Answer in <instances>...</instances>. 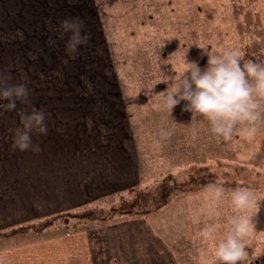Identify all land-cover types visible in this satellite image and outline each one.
<instances>
[{"label":"rangeland","instance_id":"374dc122","mask_svg":"<svg viewBox=\"0 0 264 264\" xmlns=\"http://www.w3.org/2000/svg\"><path fill=\"white\" fill-rule=\"evenodd\" d=\"M20 1L24 2L19 4V12L11 9L5 14L0 9V87L23 82L28 92L16 100L15 108L0 106L1 157L10 147L18 150L13 146V130L21 124L20 114L33 106L45 113V133L62 134L65 125L75 124L69 119H79L61 115H82L80 119L88 121L102 119L96 122L97 128L89 123L87 129L94 134L107 132L115 124L113 113L117 111L129 115L132 124L135 116L142 117L133 124L141 132L147 124L146 110L156 95L160 105L153 107L160 109L165 119L162 123L175 127L180 107L174 105L170 111L163 90L171 81L159 80L163 73L182 71L184 56L205 65L208 57L201 54L199 46L210 54L235 48L242 60L264 63V0H56L59 3L44 7L42 0L40 5L32 0ZM26 5H30L26 7L30 11L26 10L24 16L22 7ZM54 12L78 18L81 32L88 33L87 41L71 54L65 50L70 30L63 31L60 21L50 20ZM6 102L7 98L0 99V105ZM42 134L34 130L31 139ZM151 140L158 145V138L152 136ZM219 143L214 150L141 176L137 184L118 196L72 210V216L77 217L52 221L53 214L15 230L0 231V249L19 243V237H13L19 232L42 230L51 221L53 228L79 230L99 222L118 221L122 216H140L139 209L132 207L136 196L165 186L167 193L174 194L167 206L184 199V204L189 202L188 209L193 205L195 219L218 225L212 236L186 246L185 259L177 249L180 246H174L178 264H227L216 261L214 255L215 240L222 237L225 218L231 212L227 192L235 186H247L260 198V207L252 217L254 230L245 237L249 244L245 248L249 260L256 256L250 264H264V114L255 122L253 132L241 127L230 145ZM199 173L216 177L225 193L214 199L210 184L188 185L187 181ZM91 211L90 221L79 219ZM172 217L166 219L180 218L175 214Z\"/></svg>","mask_w":264,"mask_h":264},{"label":"crops","instance_id":"0c3cea01","mask_svg":"<svg viewBox=\"0 0 264 264\" xmlns=\"http://www.w3.org/2000/svg\"><path fill=\"white\" fill-rule=\"evenodd\" d=\"M46 1L42 0V7L59 3ZM23 2L0 0V9L5 14L11 9L19 12ZM29 6L22 7L24 16ZM50 17L53 21L66 18L56 12ZM152 99L141 132L133 124L142 117L135 116L132 124L130 116H121L119 111L113 113L115 124L109 131L95 134L88 131L89 123L95 129L102 119L89 122L80 119L82 115H61L79 119H69L75 124L65 125L62 134L32 136L38 150H5L4 157L0 155V231L118 196L137 184L141 176L214 150L216 142H220L218 146L230 145L235 133L246 127L237 125L231 138H218L204 117L191 119L190 111L182 109L186 101L181 100L176 105L180 107L177 123L168 128L162 123L165 119L160 109L153 107L160 105L156 95ZM260 112L264 114V100ZM161 128L169 135L162 136ZM152 136L158 138V145L152 142ZM184 203L180 199L148 215L122 216L118 221L99 222L79 230L49 227L19 232L13 236L19 237V243L0 249V264H178L174 246H180L179 253L187 258V245L197 243L202 237L200 228L213 223L195 219L193 205L188 209L189 202ZM174 214L180 216L179 220L166 219Z\"/></svg>","mask_w":264,"mask_h":264},{"label":"clouds","instance_id":"9594fccd","mask_svg":"<svg viewBox=\"0 0 264 264\" xmlns=\"http://www.w3.org/2000/svg\"><path fill=\"white\" fill-rule=\"evenodd\" d=\"M63 31L70 35L65 44V50L70 54L75 52L77 45L86 42L87 32H81L82 21L78 18H64L60 21ZM199 46V45H197ZM207 54V62L201 66L197 59H187L184 56L183 70L174 74H164L161 80L167 82L163 90L165 103L170 111L181 100L186 101L182 109L194 116L204 117L210 126V131L218 138H231L237 131V125L247 126L251 133L255 130V122L261 117V101L264 100V63L254 59L242 60L240 52L235 48H224L218 54ZM171 54V53H170ZM28 89L23 82L0 87V99L7 98V102L0 105L7 109L16 107V100L27 96ZM21 124L13 130V146L24 150L32 148L38 150L39 145L33 144L31 133L47 131L45 113L33 106L29 112L20 114ZM162 136L169 135L161 128ZM209 191L214 199L225 193L223 184L211 183ZM231 208L225 218V229L221 238L215 240L214 255L216 261L227 264H250L251 260L245 245H249L245 237L254 230L253 215L259 210V199L247 186H235L228 192ZM255 209L253 212L252 209ZM218 225L205 224L200 228L202 237L212 236ZM258 256V255H257Z\"/></svg>","mask_w":264,"mask_h":264},{"label":"trees","instance_id":"16d2710c","mask_svg":"<svg viewBox=\"0 0 264 264\" xmlns=\"http://www.w3.org/2000/svg\"><path fill=\"white\" fill-rule=\"evenodd\" d=\"M192 183H197V184H201V185H202V183L205 185L211 184V183H216V177H211L206 173H202L200 175V173H199L193 179H191V180L189 179L187 181L188 185L192 184ZM138 184H140V183H138ZM164 184H166V183H164ZM162 186H164V185H162ZM164 189L166 190V192ZM164 189L160 190V188H159L158 191H152L150 193L148 192L149 194L147 192H145V193H141L142 195L140 194L139 197L136 196V198L134 199V202L132 204V207H134L135 209H139L138 210L139 212L137 215L144 216V215H147L148 213L151 214V213L159 211L162 208H164L165 206H167V204H169L170 200L173 198L174 194L173 193H167V189L165 186H164ZM74 211L57 213L56 215L54 214V216H52L51 219H52V221H56V220H60L62 217H69V216L71 218L77 217V216H72L73 215L72 212H74ZM87 213L88 214H86V213L82 214V216L80 215L79 219H81V221L85 220L84 222L90 221V219H89L90 216H88V215L92 216L93 212L91 211V212H87ZM52 221L49 223H46L44 228H46V227L49 228L52 225ZM76 225H78V224L72 223V226L76 227ZM19 227H21V226H19ZM15 229H13V230H15Z\"/></svg>","mask_w":264,"mask_h":264}]
</instances>
